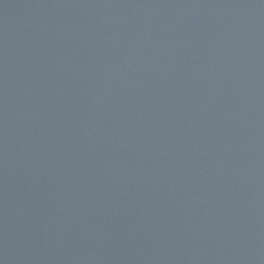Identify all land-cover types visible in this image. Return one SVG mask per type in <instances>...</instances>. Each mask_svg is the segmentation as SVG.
<instances>
[{"label":"water","instance_id":"water-1","mask_svg":"<svg viewBox=\"0 0 264 264\" xmlns=\"http://www.w3.org/2000/svg\"><path fill=\"white\" fill-rule=\"evenodd\" d=\"M0 264H264V0H0Z\"/></svg>","mask_w":264,"mask_h":264}]
</instances>
